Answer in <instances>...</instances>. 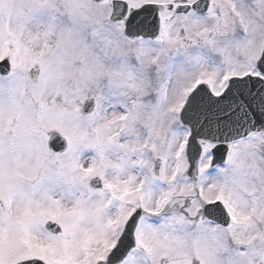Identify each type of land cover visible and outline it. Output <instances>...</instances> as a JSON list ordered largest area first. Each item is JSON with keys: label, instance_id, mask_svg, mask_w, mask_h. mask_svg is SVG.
Wrapping results in <instances>:
<instances>
[{"label": "snow or ice", "instance_id": "snow-or-ice-1", "mask_svg": "<svg viewBox=\"0 0 264 264\" xmlns=\"http://www.w3.org/2000/svg\"><path fill=\"white\" fill-rule=\"evenodd\" d=\"M0 264H264V0H0Z\"/></svg>", "mask_w": 264, "mask_h": 264}]
</instances>
